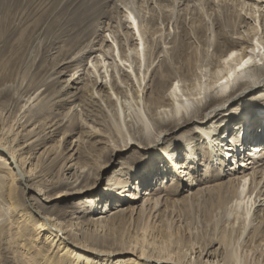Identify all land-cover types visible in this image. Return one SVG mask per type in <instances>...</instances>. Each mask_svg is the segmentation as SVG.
Segmentation results:
<instances>
[{
  "label": "rangeland",
  "instance_id": "374dc122",
  "mask_svg": "<svg viewBox=\"0 0 264 264\" xmlns=\"http://www.w3.org/2000/svg\"><path fill=\"white\" fill-rule=\"evenodd\" d=\"M243 2L245 0L242 2L241 0H0V128L6 124V130L9 132V128L14 123L25 125L28 119H31V123L24 128L20 127L21 132L18 134L20 141L25 143L26 133L34 132L39 125V123L32 124L37 105H34L31 99L39 93L47 100V94L51 95L56 92L54 94L55 101H59L53 105L50 116L44 118V122L53 118L51 121L53 124L57 119L62 118L59 128L53 126L46 130L45 134L51 135V137L44 144L31 147L29 152L32 153V164L23 168L27 184L21 181L15 183L20 189L17 199V202L20 203H17L15 209L12 208L7 197L6 186L10 178L7 174L0 176L2 183H0V227L7 225L11 228V231L7 232L0 242L2 250L5 247L10 248L9 253H3L5 261L0 258V264H14L15 255H18L24 264L37 262L42 264L45 257H40L41 255L51 256L52 250H48L47 247L46 249L42 248L45 245V243L43 244L45 240H37V248L29 252H25L22 248L23 242L19 235L22 230L19 227L23 218H19L21 213H18L21 207H25L23 211L30 212L34 216L35 212L39 211L42 215L51 217L55 220L54 222L65 229H63L64 231L71 229L76 233L74 237L78 242H81L84 236H91L98 239L100 245H105L100 247L107 250L140 242L137 232L147 219L146 213L142 218L139 217V213L133 215L130 217L132 222L129 223L111 216L112 210H115L118 205H131L129 194L137 191L140 181L143 193L149 189L156 194V197L157 194L171 196L167 195L171 191L165 190L164 187H171L177 183V178L173 176L174 172H170L167 163L165 164V159L157 156L152 157L154 151L146 146L137 147L135 145L128 150L123 146L125 150L113 151V146L122 143V139H126L128 135L125 133V128L121 130L122 125H119L117 119L116 121L111 119V115L114 113L111 109L107 108V111L102 112L97 111L100 108L91 109L96 115L97 122L87 123L88 129L85 125L84 127L86 130H93L95 127L96 133L92 131L94 133L91 135L84 134L82 132L84 129L81 126L79 129L72 130L68 120L73 109L78 106V102L72 98L66 102L63 99H66L70 94L66 95L61 91L65 89L67 92L78 93L89 75L91 79L97 78L99 81L103 76L107 80L112 78L126 86L117 66L122 68L121 73L126 74L123 79L128 80V84L134 83L137 86L139 83L137 71L134 68L140 59L142 64L138 76L142 80V86L148 83L155 87L148 91V96L152 94L153 90L169 96L170 89L177 85L180 86L182 93L189 94L200 90L204 92L210 89L217 93L218 86L214 83L223 74V67L214 68L211 65L216 53V47L213 44L217 40L216 32L211 28L218 31L227 22L238 25L240 23L239 14L242 12L246 16V20L240 34H232V38L247 41L244 46H241L240 53L247 50L254 58H258L260 52L264 54V16H262L264 8L263 12L253 14V3L256 0L248 1L252 2L247 4L248 9H244ZM130 8H134L142 20L141 30L145 35L143 40L134 28L135 24L132 14H130ZM257 10H261V7L257 6ZM89 12L92 13L91 22H99L101 30L89 33L73 49L75 53L67 57L78 33L75 20H78V16ZM153 13L158 16L156 26L161 28V32L156 35H152L148 31V20ZM177 23H180L183 29L178 28ZM202 23L211 28L199 34L198 37L195 31ZM182 31L189 35L188 41L195 44L200 51L199 59L194 64V73L188 78H177L178 81H175L174 84L172 82L167 88L160 87L157 84L159 83L157 75L155 81L152 79V70L157 68V74H160L161 70L165 68L159 59L153 60L152 52L155 54L159 50L155 49L151 39H161L162 50H169L171 44L166 40L170 41L171 38L180 40L178 35L183 33ZM126 34L134 36V44H129L125 40ZM169 34H171L170 38H168ZM146 37L150 40L146 41ZM205 39H212V44L205 45ZM103 40V47H101L99 43H102ZM121 43L124 45L128 61L125 59L121 61L119 53H116L119 52L117 46ZM136 43L138 46H135ZM100 47L103 53L97 52L96 54H99L102 61L103 58L105 59L104 54L108 57L106 65L108 69L111 68L108 73L103 68L99 73L95 70L94 64H103L102 61L96 63L95 53L92 58H84L81 62L78 59L75 60L79 54L84 53L86 56L88 54L85 52L96 51ZM138 49L141 50L140 53ZM145 54H147V58ZM164 54L165 52L161 54V58L164 57ZM222 59L219 57V61ZM258 61L260 62V58ZM225 62L224 60V64ZM68 64L71 66L66 68L65 66ZM170 65L174 69L181 66L178 60L172 59ZM90 67H92V72L89 70ZM144 69L146 70L145 79H143ZM258 70L253 71L257 72ZM53 78L55 80L49 84L50 88L46 89L48 82ZM258 93L264 94V87L249 92V95L245 96L246 98L229 103L218 114L217 117L223 115L220 120H213V123L209 121L207 126H202L204 130L210 132V135L222 134L220 136L224 143H221L220 150L239 154L236 155V159L233 157L229 159L228 156V167H235L237 163L247 159L252 144L259 142L264 145V141L259 140L264 134V99L263 102L260 101L261 104L257 100L251 99ZM254 102H258V104L255 105ZM143 103L145 102L143 101ZM162 109L169 110L168 106ZM232 111L237 112L234 118H230L233 114ZM129 112L133 113L132 110ZM224 112L226 113L222 114ZM80 117L82 118V116H77L78 120L81 119ZM25 120L26 122H24ZM132 120L135 121L133 117ZM139 122V120L138 123L135 122V128H137L135 130L144 132L145 139H152L156 132L154 125L149 123L143 127L139 125ZM244 129H251V131L243 135ZM181 133L182 136H180ZM235 135L240 136L243 140L242 146L235 147L238 142ZM174 137L179 138L178 144L174 143ZM206 137L202 129L190 122L182 129L179 128L170 133L164 143V145L172 144L171 149L178 145L174 160L178 165L187 163L188 170H186L192 173L193 181L200 182L199 185H197L198 183L194 184V191L203 189L207 185L223 182L233 176H222L211 182H208L207 177L203 176L208 166L217 169L216 161H214L215 152H213V156L212 153L211 155L206 153L209 155L206 157L202 151L204 149L202 146L208 142ZM232 137L236 139V142ZM34 140H28L25 145L31 146ZM10 145L14 146L15 143ZM244 152L246 157L243 156ZM43 156H45L44 159L47 158L46 156H50V160L44 166L39 164ZM53 159L58 160L55 165L51 163ZM255 160L257 161L255 164H249V166L243 164L237 176L240 177L245 171L249 174L248 178L250 179L254 171L258 170L259 173L257 176L255 175V178L257 182L261 181L260 186L262 187L264 177L261 179V174L264 173V159L263 161H260L259 158ZM194 164L195 166H193ZM71 165L73 168L68 169ZM227 168L224 172L227 171ZM79 172L84 177L75 181ZM166 173H168L167 176ZM67 176L71 183L59 185L51 190H49L50 187H46L47 184ZM116 181H123L122 184L125 187L121 188L122 184L117 185L114 183ZM86 188L89 190L83 193L82 191ZM113 188H121L122 196H117ZM256 191L252 197L255 196ZM111 192H113L112 195H110ZM262 192L263 205L260 207L262 210L259 212L260 215L264 213V186ZM185 194L187 193L183 194L181 190L176 195L172 194L171 198L181 200ZM139 203H142V199ZM27 204H32L34 209L27 208ZM246 205V202H243L240 207H237L233 202L229 206L231 210H217L218 208L211 203V199L205 197V194L197 200L185 203L179 201L174 215L176 214V219L180 220L179 224L183 231L176 230L170 221L171 217H168L170 216L167 214L168 212L163 211L164 228L168 236L162 235L160 240H166L170 247L177 246L180 249L177 251L180 253L188 252V256L192 247L206 245L210 250L217 248L215 254H217L216 256L220 254V259H223L225 264H264V259L258 258L257 255L264 246L259 245L254 248L259 243L255 242V239L253 240L259 230H262L261 233L264 237V219L259 215L252 222L254 226L251 229L252 232L250 231L247 236L245 233L242 236L239 234L244 223L248 225L253 212L252 208L247 214ZM100 216L101 218H99ZM97 220L103 221L100 223ZM151 221L152 219L149 217L148 223L152 224ZM28 227L29 232L33 233V226L28 224ZM233 229L235 230L233 231ZM247 231L248 227L245 232L247 233ZM181 236L184 237V240H180ZM212 242L214 243L211 246ZM39 248L41 249L40 254L37 250ZM226 253L229 254L225 258ZM191 256L192 261L197 260L198 264L203 262L202 257H198V254L195 253ZM102 258H106L101 261L102 264H114L118 259L117 256L106 257V255ZM208 260L215 259L209 258ZM221 264H224L222 260Z\"/></svg>",
  "mask_w": 264,
  "mask_h": 264
},
{
  "label": "bare ground",
  "instance_id": "6f19581e",
  "mask_svg": "<svg viewBox=\"0 0 264 264\" xmlns=\"http://www.w3.org/2000/svg\"><path fill=\"white\" fill-rule=\"evenodd\" d=\"M248 1L250 0H245V2H243L245 6L244 9H248L247 4L252 3ZM257 6L261 7V10L258 11ZM263 8L264 0H256V2L253 3V14H259L260 12H263ZM130 14H132L133 23L135 24L134 28H136V30L140 34L141 39L143 40L145 35L141 30L142 20L140 19L139 14L134 8H130ZM239 16L240 23L238 25H232L227 22V26L222 25L217 31L214 28L206 26V24L202 23V25H198V28L195 31V34L198 37L199 34L205 32L208 28H211L214 32H216L217 40L213 44L214 47H216V53L215 58L211 61V65H213L214 68L223 67V74L220 76L218 81L214 83L218 86L217 93L210 89L204 92L200 90L197 92L193 91L187 94L185 92L182 93L180 86L177 85L176 87H172V89H170L169 96L168 94L162 95L157 90H153L152 94L148 96V91L155 87L149 85L148 83H145V85L142 86V80L140 76H138L142 64L140 59L138 60V64L135 65L134 68L135 71H137V81L139 83V85L137 84V86L134 83H131V85L128 84V80L125 81L123 79L126 74L124 72L121 73L122 68L120 66H117L118 72L121 75L123 82L126 83V86L119 84L112 78L107 80V78H104L103 76L101 81H99L97 78L91 79L89 75L78 93H71L70 91L67 92V90L65 91V89H62V93H65L66 95L70 94L66 99L63 100L67 102L70 101V98H72V100L78 102V106L73 109L72 115L68 120L70 121L72 130L79 129L81 126L82 129H84L82 131L84 134L91 135L94 132L96 133L97 131L95 130V127H93V130L90 128V130H86L84 127L85 125L88 129L87 123L97 122L95 120L96 115L91 109L100 108L97 109L98 112L107 111V108L111 109V111H114L115 113L111 115V119L115 121L117 119L119 125H122L121 130L125 128V133L126 135H128L126 139H122V143H119L117 146H113V151L119 152L125 149L128 150L130 147L135 145L137 147L146 146L148 149L151 148L154 151L152 157L157 156L165 159V164L167 163V167L168 169H170V172H174L173 176L177 178V183H174L173 185H171V187L163 186L164 188H166L165 190L171 191L167 194L171 196L166 197V195L162 196L160 194H157L158 196L156 197V194L149 189H146L147 191L143 193L140 188V181L137 191H133L131 194H129L131 205H118L115 210H112L113 212L111 213V216L118 217V219L129 223L132 222L130 217H132L133 215L135 216V214L138 213L140 218H142V216L146 213L147 218L146 221L139 227V231L137 232L140 242H136L135 244L116 249L107 250L101 248L100 246L105 245H100V241L91 236H84L83 240H81V242H78V240L74 237L76 233H74V231L72 232L71 229L69 231H64L65 229L54 222L55 220H53L51 217L42 215L39 211L35 212L36 215L34 216L30 212L28 213L23 211L25 210V207H21L18 213H21L19 215V218H23V220L21 222V226L19 227L18 224L17 226L22 230L19 232V235L21 237V241L23 242L22 248L25 252L36 249L38 246L37 240L41 239L45 240L43 242V244L45 243V245L42 248L46 249L47 247L48 250H52L51 256L39 255L40 257H45L42 264H102L101 261L106 260V258H102L104 255H106V257L117 256L118 259L114 264H198L196 263L197 260L192 261L191 259V255H194L195 253L198 254V257H202L203 262H201V264H221V260L222 263L225 264V262H223V259H220V254L216 256L217 254L215 253L217 248L210 250V248L206 247V245L192 247L190 249V255L188 256V252L186 254L180 253L179 251H177L180 250L177 246L175 247L172 245L173 247H170V244H168L166 240H164V242L160 239L162 238V235L168 236L165 231L166 229L164 228L163 211L168 212L167 214L170 215L168 217H171L170 221L172 225L174 224L175 229L178 231H183L181 228V224H179L180 220L176 219V214L174 215L179 201L181 203H185L197 200L198 198L203 197L204 194L205 197L207 196V198L211 199V203L218 208L217 210L223 209L224 211H227L230 204L233 202L237 207H240L243 202H246L247 214L253 208L252 216L248 221V225L244 223V225L239 230V234L241 236L244 233L247 236L250 231L252 232L251 229L254 228L252 222L261 214L259 212L262 211L260 207L263 205L261 196L263 195L262 187L264 185H262L261 187V181H256L255 177L259 173L258 170L254 171L250 179L248 178L249 174L245 171H243L240 177L237 176V173L240 172V168L243 164H245L246 166H249V164H255L257 163V161L255 160L256 158H259L260 161H263L264 145L259 142H256V144H252V148L248 152L247 156L249 157L247 159L239 162V164L237 163L235 167H228V156L229 159H231L232 157L233 159H236V155L238 156L239 154H232L230 152L220 150V146L222 145L221 143H224V140L220 136L222 134L217 133L214 134V136L210 135V132L208 130H204V127H202L203 125L208 124L209 121L213 123V120H220L223 115L217 117L218 114L221 113L223 111L221 109H223L229 103L234 102L238 99L246 98L245 96H248L249 92L264 87V54L260 52V54L257 56L258 58H260V62L262 61L260 63L258 61V58H254V56H251V54L247 50L243 53H240V48L241 46H244V44L247 42L246 40L242 41L232 38V34H240L246 20V16H244V13L241 12ZM262 16H264V14H262ZM77 19L78 20H75V26L78 33L76 34L73 44L70 47V52L68 53L67 57H70L75 53L73 49H75L77 47L76 45L81 42L89 33L95 30H101L99 22H91V20L93 19L91 12L84 14L83 16H78ZM157 20L158 16L154 13L148 20V31L152 35H156L161 32V28L157 27L155 24ZM130 24H132V22H130ZM177 27L183 29L180 23H177ZM134 28L132 27V29ZM182 32L183 33H180V35H178L180 36V40L178 38H171L170 41H167L168 39L166 40V42L171 44V48L169 50H162L161 39H151L152 44L155 45V49L159 50L155 54L152 52V56H154L153 60L159 59L161 65L163 66V68H165L164 70H161L160 74H157V68H154L152 70V79L153 81H155L157 75V77L159 78V83L157 84L160 87L167 88L170 84H172V82L174 84L175 81H178L176 80L177 78H188L191 74L194 73V64L196 60L199 59L200 51L195 44L188 41V39H190L189 35L184 33V31ZM170 36L171 34H169L168 38H170ZM125 37V40L128 41L129 44H134V36L126 34ZM145 40L149 41L150 39L146 37ZM204 42L205 45H211L212 39H205ZM103 43L104 40L102 41V43H99V45L103 47ZM135 46H138V43H136ZM101 47L97 48L98 50L96 51H91L89 49L90 51L85 52L88 55L85 56L84 53H81L76 57L75 60L78 59L81 62L84 58H92L93 54L95 53L94 59L97 58L96 63L101 62L102 60L99 58V54H96L97 52H100V54L103 53L101 51ZM117 47L119 49V52L116 53H119V59L121 61L124 59L128 61L129 59L124 52V45L121 43V45L119 44V46ZM138 52L140 53L141 50L138 49ZM163 52H165V54L163 55L164 57L161 58V54ZM145 55L147 58V54ZM104 57L105 59L103 58V61L101 62L103 64L93 65L98 73L102 68L106 70V73H108L111 69H108V66L106 65V59L108 57H106L105 54ZM219 57L223 58L222 61H219ZM171 59L178 60L181 66L175 69L172 68L170 65ZM224 60L226 61L225 64ZM70 66L71 64H68L65 67L69 68ZM91 68L92 67H90L89 70L92 72ZM253 70L258 71L254 72ZM143 71V79H145L146 70L144 69ZM54 80L55 79L53 78L48 82L46 89L50 88L49 84H51ZM68 88H70L69 85ZM55 93L51 95L47 94V100L44 99L45 96H41V93L37 94L33 98L29 97L33 100V104L37 105V110L34 111L36 113L34 115L32 124L39 123L34 132L29 131L28 133H26V136L24 135L26 137L24 139L25 143L28 140L35 139L31 146L27 144L25 145V143L20 141L18 135L21 132L20 127L22 126L24 128L27 124L31 123V119H28L27 122L25 120V125L14 123V125L9 128V132L6 130V124L1 126L0 128V176H4V174H7V176H9L10 178L6 188L7 197L10 201V204L13 206V209H15L17 203H20L19 201L17 202L18 196L20 195V189L15 183L21 181L24 184H27V178L23 172V168L26 165L32 164V153L29 152L31 147L44 144V142L51 137V135L47 136L48 134H45L46 130L53 126H57V128H59L61 125L60 121H62V118L57 119L53 124L51 123L53 118L48 122H44L43 120L44 118H48V116H50L53 105L59 102L55 101ZM263 96L264 94L258 93L257 96H254L251 99L257 100L259 104H261L264 99ZM143 101L145 103H143ZM258 102H254L253 104L256 105L258 104ZM104 104L106 105L104 106ZM79 106L80 109H78ZM167 106L169 110L162 109L166 108ZM129 110H132L133 113L129 112ZM225 113L226 112L222 114ZM235 114H237V112H233L230 118H234ZM78 115L82 116V118L80 117L81 119H79L80 121L77 118ZM245 115L248 116L247 114ZM132 117L133 119H135V121L132 120ZM138 120L140 121L139 125L141 126H145L149 123L154 125L156 132L155 136L152 139H145L144 132L135 130L137 129L135 128V122L138 123ZM190 122L199 129H202L204 134H206L207 136L206 138H208L209 143L206 142V144L202 146V148H204L202 151L205 153V156L209 157L211 153L213 156V152H215L214 161H216L217 169H215V167L213 166H208L207 169H205L206 172L204 171L203 176L207 177V181L211 182L217 180V178H220L222 176L233 175L232 177H229L228 180L219 182L214 185H207L203 189H199L197 191H194V188L196 183L198 182H194L192 173L190 171H187L188 164L185 163L183 165H178V163H176V161L174 160L178 145L174 146V148L172 149L170 148L172 144L164 145L167 140L166 137L170 133L175 132L176 129H182ZM130 127H133V129H130ZM248 129H244L243 135L244 133L248 134L251 131V129ZM92 131L94 132L92 133ZM180 136H182V133L180 134ZM235 136L238 138V142H236V139L232 137L233 141L237 143L235 144V147L242 146V144L244 143L243 140L240 138V136ZM261 136L262 137L259 140L262 139L264 141V134ZM174 141L175 144H178L180 140L178 137H174ZM13 143H15L14 146L10 145ZM123 146L125 147V149H123ZM206 153H209V155H206ZM243 156L246 157L245 152ZM252 156H255L256 158ZM44 157L45 156H43V158L39 162V164L42 166H44V164L48 163V161L50 160V156H46V159H44ZM57 161L58 160L53 159L51 163L55 165ZM193 166H195V164ZM71 168H73V165L69 166L68 169ZM226 168L227 171L224 172ZM167 174L168 173H166V176ZM82 177H84L83 174L79 172L75 181H78ZM263 177L264 173L261 174V179H263ZM67 183H71L69 176L59 179L56 182H51L47 184L46 187H50L49 190H51L54 187H57L59 185L62 186ZM114 183L119 185L124 182L116 181ZM199 184L200 182L197 185ZM124 187L125 185L122 184L121 188ZM121 188H113L115 189V194L119 197L122 196ZM87 190H89V188L84 189L82 192H87ZM181 190L183 191V194L184 192L187 193L184 195L183 199L180 200L178 198H171L173 197L172 194L176 195L181 192ZM255 190H257V193L254 197H252ZM112 194L113 192H111L110 195ZM143 195L145 196L143 197ZM141 199L142 203L138 204ZM249 203L250 207L248 208ZM30 207L31 209H34L32 204H27V208L30 209ZM105 213H108V211H105ZM260 216L262 219H264V213ZM149 217H151L152 219V224L148 223ZM99 218H101V216ZM97 221L101 223V221L103 220ZM28 224L30 226H33V233L29 232ZM247 227L248 231L246 233L245 231L247 230ZM234 230L235 229H233V231ZM9 231H11V228L7 225H3L0 227V242ZM261 231L262 230H259L254 236L255 238L253 237V240L255 239V242L259 243L258 245H255L254 248H257L259 245L264 246V237ZM180 240H184V237L181 236ZM213 243L214 242L211 243V246ZM2 248H0V258L5 261L3 253H9L10 248L5 247L4 250H2ZM37 250L40 254L41 249L39 248ZM226 254L227 255L225 256V258L229 253ZM257 255L258 258L262 257L264 259V248L263 250L258 252ZM209 258H214L215 260H208ZM14 262V264H24L23 260L18 255H15ZM35 264H38V262Z\"/></svg>",
  "mask_w": 264,
  "mask_h": 264
}]
</instances>
